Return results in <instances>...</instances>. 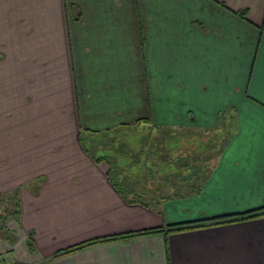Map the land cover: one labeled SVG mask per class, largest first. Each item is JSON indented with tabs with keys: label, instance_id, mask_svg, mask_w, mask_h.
<instances>
[{
	"label": "crops",
	"instance_id": "crops-1",
	"mask_svg": "<svg viewBox=\"0 0 264 264\" xmlns=\"http://www.w3.org/2000/svg\"><path fill=\"white\" fill-rule=\"evenodd\" d=\"M72 5L80 10L75 17ZM3 16L10 27L0 37L9 49L5 56L0 40V71L12 60V72L29 75L40 65L43 77L12 85V126L0 127V192L19 188L21 203L19 220L7 223L16 242L0 235L1 264H264V215L56 254L96 236L264 205V0H12ZM60 44L69 52L54 65ZM31 50L39 53L36 64L25 57ZM226 108L234 122L200 189L166 198L161 212L128 203L108 163L80 142L85 128L142 117L210 129ZM49 111L71 123L72 133L63 126L60 134L74 130L77 158L63 157L67 148L48 127ZM0 116L9 118L5 110Z\"/></svg>",
	"mask_w": 264,
	"mask_h": 264
},
{
	"label": "rangeland",
	"instance_id": "rangeland-1",
	"mask_svg": "<svg viewBox=\"0 0 264 264\" xmlns=\"http://www.w3.org/2000/svg\"><path fill=\"white\" fill-rule=\"evenodd\" d=\"M0 7L2 8V10L0 9V28L4 27V30H6L5 27H10V23L8 22L7 25L2 23L6 21L5 19L6 17H4L3 14L5 13L6 9H7V12H9V10H12V0H0ZM68 10L70 12V15H72V17H75L76 14H78L77 10H73L72 7L71 9L69 8ZM45 19L47 20V17H45ZM30 27H27L28 34L30 33V30H29ZM33 31L35 32V28H33ZM37 36L39 37V35L35 34V37ZM0 40L1 42H3V49L5 51L4 55L6 56L8 53L9 45L5 39L0 37ZM9 42L12 44V40H10ZM25 48L29 49V44ZM32 50L30 54L26 52L27 54L25 55V57L28 58L29 60L33 57L31 64H36L38 63L39 53L37 51L32 52ZM66 52H69V47L67 48L63 44H60L57 48H55L54 53H53L54 56H52L54 58V61H53L54 65L57 63V61L61 62L67 59ZM2 57H3V54H0V58ZM10 64H11V67H7L6 69H3L0 71V84H3L4 82L8 84V85L0 86V100H1L0 110H5L7 116H9V118L0 116V127L12 126V101L9 102L10 100L9 97L12 95V85H17L21 81H24V80L33 81V83H36V81L39 80V77L40 78L43 77V73L41 72L40 65L37 66L35 70L31 71L29 75H26L23 73L12 72V60L10 61ZM51 65L52 63L49 66ZM51 72L52 71L49 70V73ZM30 84H28V86H31ZM50 90L54 91V98L59 99V96H57L58 91L55 90V88L51 86H50ZM30 93H33L34 96L37 98L35 91L31 90ZM250 95L252 97H255L253 94H250ZM49 97L52 98L53 93L50 94ZM43 104L45 105V103ZM216 105L217 107L220 106V104H216ZM214 107H215V104L210 105V108L215 109ZM229 109L230 108L221 110L223 113L226 112L225 115H226V118L228 119L230 117V114L227 113ZM50 110H55V108L52 107V109ZM250 111L256 113L259 111V108L256 107ZM25 113L23 114V119L25 122L24 125H28L25 121ZM143 118H149V117H143ZM48 120H49L48 127L50 129L51 128L57 129L58 136L63 137L64 146L65 148H67L66 151L64 152L63 157L67 159L77 158L78 154H76L77 151L75 147L76 143L74 141V130H73V135L71 134V136L69 134H65V135L60 134L61 128H63V126L67 132L68 130H71V133H72L71 123L70 122H68V124L63 123V120H60L59 118L55 117V114L53 111H49ZM224 124L225 126H223ZM224 124L223 122H220V125H217L214 128L203 129L197 126H179V127L178 126L177 127L168 126L164 124L154 123L151 119H150V122L149 121L148 122H138L136 120L135 122H132L131 127L127 128V130L129 129V132L127 130L116 132L115 137L122 139V140L123 139L128 140L130 144V148L133 150L139 149L140 147H142L145 150H149L150 154L154 156H160L161 159L158 160V164L156 165V168H158L157 169L158 173L155 172L156 173L155 175L149 172L148 170H146L145 165L143 166L145 169L143 170L145 182L147 183L150 182L155 187L159 186L160 189L162 190V187H163L162 185L166 184L167 180L168 181L170 180L172 184H175L179 187L182 186V188L184 187L185 189L187 186H189L192 183H198L201 180L204 173H207V171L212 167L213 163L216 162L220 152L222 151V146L224 145L225 135L227 136L229 132L226 126L227 123L224 122ZM242 126H244V124H242ZM250 126H254V124ZM82 132L83 133L81 134H83L86 144L88 146H91L92 143L90 140H88L90 138V135L86 133L85 130H82ZM113 133L114 132H112V134ZM125 134H127L126 137H125ZM108 139L109 138L107 137L105 140H108ZM80 142H81V138H80ZM226 143H227V140L225 142V145ZM112 146L113 144L109 147L112 148ZM68 149L70 150L71 153H68L67 151ZM61 152L62 151H60L59 153ZM147 154L144 153L143 157H145ZM131 158L136 159L137 156L133 154ZM188 158H192V160L194 159L197 162V164L200 165L198 174L193 175V173H188L189 169L186 170L185 167H181V165L177 164L181 162L186 163L188 161L187 160ZM128 159H130V157H128ZM95 161L99 162L97 160ZM131 161L132 160L130 159V162ZM205 168H206V171H205ZM181 170H186L185 173H183L184 174L183 176L180 173ZM153 171H155V168H153ZM107 175H108V169H107ZM185 175L187 177H190V179L187 180L185 178ZM12 192L13 190L11 192H8V196H11ZM1 210L2 209L0 207V211ZM8 233H10V231H8ZM13 234H16L17 236V233L15 230H12V235ZM3 239L8 241L10 244H12V242H10L8 239L6 238H3ZM10 250L12 249H9L8 251ZM3 256H5V254L0 253V260H4ZM9 259L10 258L8 257L7 260ZM21 263L22 262L20 263L9 262V263H3V264H21Z\"/></svg>",
	"mask_w": 264,
	"mask_h": 264
},
{
	"label": "trees",
	"instance_id": "trees-1",
	"mask_svg": "<svg viewBox=\"0 0 264 264\" xmlns=\"http://www.w3.org/2000/svg\"><path fill=\"white\" fill-rule=\"evenodd\" d=\"M73 10H77V13H80V10L77 6L72 5ZM241 14L245 13V10L240 12ZM76 14V15H78ZM226 112H222L220 115L221 121L227 123V127L231 129V126L234 122V110L227 111L230 114L229 119L226 118ZM138 122H150L149 118H140L137 120ZM132 123H124L119 125V127L115 128H107L106 130H92L85 129L86 133L90 135L88 140L91 141V146L86 144L85 138L83 134L80 135L82 145L86 149L87 152L97 161H106L109 165L108 167V177L115 188L122 194L125 200L128 203H140L147 207L158 208V205L162 203L168 197H176L186 195L190 192H196L200 189L201 180L198 183H192L187 186L185 189L172 184V182L167 180L166 184L162 185V190L159 186L155 187L152 183H147L144 181L143 170L144 165L146 170L151 172L152 174L158 173L156 165L158 164V160H160V156H154L150 154L149 150H145L142 147L139 149H131L128 140L119 139L115 137L116 132H120L122 130H127L128 127H131ZM225 126V124L223 125ZM228 130V129H227ZM129 132V129L127 130ZM112 132H114L112 134ZM83 133V132H82ZM111 133V134H109ZM127 134H125L126 137ZM86 136V135H85ZM108 140H105L106 138ZM112 146L109 147V146ZM225 144V142H224ZM224 146V145H223ZM222 146V147H223ZM92 147V148H91ZM144 153H148L145 157H143ZM135 154L137 158H131ZM132 160L130 162V159ZM134 159V160H133ZM188 161L181 165L186 166L189 169L188 173H193V175L198 174L200 169V165L196 163V161L192 158H188ZM178 161V159H177ZM155 168V171H153ZM186 170H181V175L183 176ZM156 172V173H155ZM206 173H204L205 175ZM203 175V176H204ZM201 176V175H200ZM202 176V177H203ZM185 178H190L185 175ZM0 235L3 238L8 239L10 242L14 243L17 240L16 234L12 235V230L8 228V221L10 219L19 220L21 214V203L19 199V188L13 190L12 195L8 196V193L0 192ZM158 211L161 212V209L158 208ZM264 215V205L258 206L252 209H248L240 212H232L219 214L211 217H203L199 219L177 222L170 224L168 227H164L162 225L128 230L125 232L112 233L103 236H96L90 238L88 240H84L82 242L73 244L66 248L60 249L56 254L66 253L73 249H77L79 247H83L92 243H97L109 239H130L134 236L140 234L154 233V232H164L166 236L170 232L187 230L196 227H205L211 225H217L222 223H230L234 221H240L248 218L259 217ZM10 231V233H8ZM28 245L30 250L35 249L34 240L32 237L28 239ZM170 264V262H169Z\"/></svg>",
	"mask_w": 264,
	"mask_h": 264
},
{
	"label": "built area",
	"instance_id": "built-area-1",
	"mask_svg": "<svg viewBox=\"0 0 264 264\" xmlns=\"http://www.w3.org/2000/svg\"><path fill=\"white\" fill-rule=\"evenodd\" d=\"M21 264H23V263H21Z\"/></svg>",
	"mask_w": 264,
	"mask_h": 264
}]
</instances>
